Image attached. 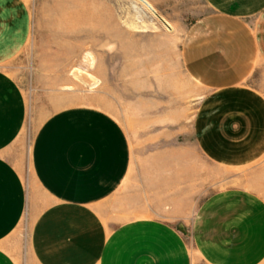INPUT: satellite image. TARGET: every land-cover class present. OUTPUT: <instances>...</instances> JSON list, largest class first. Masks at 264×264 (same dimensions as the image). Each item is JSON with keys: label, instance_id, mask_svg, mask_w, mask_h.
<instances>
[{"label": "crops", "instance_id": "crops-1", "mask_svg": "<svg viewBox=\"0 0 264 264\" xmlns=\"http://www.w3.org/2000/svg\"><path fill=\"white\" fill-rule=\"evenodd\" d=\"M200 2L203 13L188 26L180 56L186 75L205 91L193 126L196 144L211 164L244 169L264 158V89L254 84L264 69V0ZM32 23L27 0H0V264H21L6 242L34 197L7 154L26 126L28 102L5 69L31 39ZM32 150L43 194L35 198L32 264L264 261V198L252 190L213 194L191 228L189 216L158 218L133 199L125 203L120 192L131 173V144L104 110L58 111L41 125Z\"/></svg>", "mask_w": 264, "mask_h": 264}, {"label": "rangeland", "instance_id": "rangeland-1", "mask_svg": "<svg viewBox=\"0 0 264 264\" xmlns=\"http://www.w3.org/2000/svg\"><path fill=\"white\" fill-rule=\"evenodd\" d=\"M27 1L31 39L5 66L28 102L26 126L7 152L34 196L6 242L21 264L26 258L32 264L35 198L43 199L32 170L34 139L66 107L99 108L123 125L132 167L120 193L141 211L158 218L189 216L191 228L215 193L245 188L264 198V158L226 169L211 164L196 144L193 126L205 91L186 75L180 56L188 26L203 13L200 0ZM136 23L139 28H132ZM261 72L254 84L264 89Z\"/></svg>", "mask_w": 264, "mask_h": 264}, {"label": "bare ground", "instance_id": "bare-ground-1", "mask_svg": "<svg viewBox=\"0 0 264 264\" xmlns=\"http://www.w3.org/2000/svg\"><path fill=\"white\" fill-rule=\"evenodd\" d=\"M163 23L166 26V28H171V26L166 21H163ZM137 25H138L137 23H136V25H132V28L133 27H134V29L139 28Z\"/></svg>", "mask_w": 264, "mask_h": 264}]
</instances>
